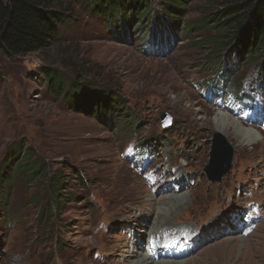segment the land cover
Instances as JSON below:
<instances>
[{
	"label": "rangeland",
	"instance_id": "374dc122",
	"mask_svg": "<svg viewBox=\"0 0 264 264\" xmlns=\"http://www.w3.org/2000/svg\"><path fill=\"white\" fill-rule=\"evenodd\" d=\"M221 2L185 0L174 13L152 0L148 23L134 27L58 0L66 19L49 47L0 53V264H121L137 232L142 248L123 263L136 260L157 227L153 202L187 191L173 223L207 237L177 260L264 264V49L252 59L209 46L203 20ZM43 67L65 75L60 94ZM217 111L263 140L239 146L207 123ZM219 136L234 148L231 169L210 180ZM32 152L45 166L34 177L15 166ZM178 172L186 187L169 193Z\"/></svg>",
	"mask_w": 264,
	"mask_h": 264
},
{
	"label": "trees",
	"instance_id": "16d2710c",
	"mask_svg": "<svg viewBox=\"0 0 264 264\" xmlns=\"http://www.w3.org/2000/svg\"><path fill=\"white\" fill-rule=\"evenodd\" d=\"M75 1L87 4L104 21L109 22L111 17L122 14L127 25L131 26V22H134L132 25L135 27L138 20H141L142 25L148 23L144 21L151 9L152 0ZM162 1L166 11L172 10L175 13L178 9L175 5H180L185 0ZM221 5L220 9L212 11L203 20L215 31L209 37V46L217 51L233 45V48L249 58L259 55L264 49V0H222ZM65 19V10L61 9L58 0H0V53L16 56L49 47L58 38L59 27L64 24ZM42 74L46 77L49 88L60 94L65 84V75L48 67H43ZM26 154L28 153L24 152L23 157ZM29 157L15 166H26L24 169L31 177L43 173L45 166L39 157H35L33 152ZM60 178L61 175H53L51 194L56 203L59 195L54 185L59 183ZM56 203L55 208L60 210Z\"/></svg>",
	"mask_w": 264,
	"mask_h": 264
},
{
	"label": "bare ground",
	"instance_id": "6f19581e",
	"mask_svg": "<svg viewBox=\"0 0 264 264\" xmlns=\"http://www.w3.org/2000/svg\"><path fill=\"white\" fill-rule=\"evenodd\" d=\"M208 122L212 123L216 127L217 131L223 132V134L225 135L228 133V132L226 133V131H229V133H231L230 135L237 140L239 146L245 147L255 143L258 140H263L261 135L255 137V135H253L251 132L242 129L241 124L237 119L221 111H217L212 119L211 118L207 119V123ZM231 148L234 150L233 147ZM175 174L176 175L173 176L172 178V180H174L173 182L163 185V188H166L170 185L175 186L172 188H166L167 192L169 193L172 192V190L174 189L186 187L185 186L186 178L180 175L182 173L178 172ZM189 201H190V196L188 191L187 193L179 192L175 194L161 195L157 199L156 203L153 202V205L156 208L155 213H157L158 215V218L155 219L156 220L159 219V220L158 223H156L157 227L154 228L153 231H152V225L150 224L148 226L150 229L148 235L149 238L151 239L146 240L147 244L145 243L146 244L145 249L147 248V250L142 252L138 259L133 261L128 259L129 263H126L128 261H125V263H123L124 259L130 258L132 255L139 253L137 251L138 247L142 248L143 243L142 244L140 243V234L136 232L135 244L131 241L133 247H128V249L126 250L127 253L123 255L124 258H120L118 259V261H120L121 264H183L181 260H177V259L179 258L181 259L183 258L184 255H188L191 251L194 250L195 245L197 244L199 245L200 243L204 242L203 240L206 239L207 237L204 236L203 240H201V235L199 233L197 234L199 240L192 241L190 235L191 233L194 232L195 229L194 226L193 229L191 228L189 229L187 228V226L181 227L180 222L179 224L173 223L175 220L173 216H178L179 213L181 212L180 210L184 208L185 205L189 203ZM158 203L167 204V208L162 209V206L158 205ZM148 210H151L150 206H148ZM173 226H175L173 233L162 236V234L166 232L167 229H172ZM157 236H159L160 238H158ZM208 239H212V237H208ZM123 246L125 247V245ZM210 255H211V251H210Z\"/></svg>",
	"mask_w": 264,
	"mask_h": 264
},
{
	"label": "water",
	"instance_id": "95a60500",
	"mask_svg": "<svg viewBox=\"0 0 264 264\" xmlns=\"http://www.w3.org/2000/svg\"><path fill=\"white\" fill-rule=\"evenodd\" d=\"M160 121L163 128H169L172 124V117L165 112L160 113ZM215 138L210 161L205 166V171L210 180H220V176L227 173L231 168L230 160L233 156V149L224 140Z\"/></svg>",
	"mask_w": 264,
	"mask_h": 264
}]
</instances>
